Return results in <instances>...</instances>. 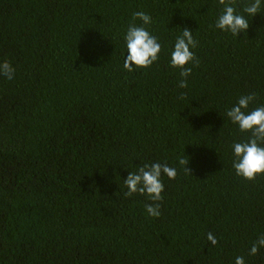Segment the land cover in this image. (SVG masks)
<instances>
[{
    "label": "trees",
    "instance_id": "1",
    "mask_svg": "<svg viewBox=\"0 0 264 264\" xmlns=\"http://www.w3.org/2000/svg\"><path fill=\"white\" fill-rule=\"evenodd\" d=\"M249 0H236L238 13ZM218 0H0V264H264V175H236L246 141L226 109L264 105V2L238 36L215 28ZM143 11V25L133 13ZM143 26L162 46L124 68V36ZM184 28L187 88L170 52ZM134 67V66H133ZM181 94L184 98L181 99ZM180 158L189 160L185 173ZM166 163L161 215L124 180ZM218 243L212 245L207 234Z\"/></svg>",
    "mask_w": 264,
    "mask_h": 264
},
{
    "label": "clouds",
    "instance_id": "2",
    "mask_svg": "<svg viewBox=\"0 0 264 264\" xmlns=\"http://www.w3.org/2000/svg\"><path fill=\"white\" fill-rule=\"evenodd\" d=\"M264 0H249L238 13L233 6L236 0H218L223 9L215 22V28L230 32L234 36H238L241 32H246L249 28V21L244 14L253 17L259 13ZM142 21L143 25L152 22L151 17L143 11L133 13V20ZM127 56L124 58V68L132 72L134 68H148L154 62L158 61L159 54L162 50L158 38L151 35L143 26H137L131 23L124 36ZM198 41L192 35V31L184 28L182 33L176 37L174 47L170 52V67L180 69L179 88H187V77L191 75L192 68L186 67L189 63L194 66L199 65L191 49L196 48ZM134 66V67H133ZM15 69L12 65L4 60L0 62V76L7 80L14 78ZM181 94V99L184 98ZM257 95L255 93L243 95L239 97L237 103L231 108L226 109V115L232 123L238 125L241 132H250V137L244 142H234L232 144L233 168L236 175L248 181H254L258 175H264V105L253 108L248 111L250 103L255 101ZM178 163L184 166V171L190 174L187 167L189 160L180 158ZM162 175H166L169 179H175L177 171L174 167H170L166 163L142 164L137 171L130 172L124 180L127 191L125 197H132L134 194L147 195L154 203L146 204L145 209L148 215L159 217L161 215V204L163 200L162 192L164 184ZM208 241L212 245L218 243L212 233L207 234ZM261 247H264V235L258 237L250 248L249 255H256ZM235 264H245L242 256L235 258Z\"/></svg>",
    "mask_w": 264,
    "mask_h": 264
}]
</instances>
